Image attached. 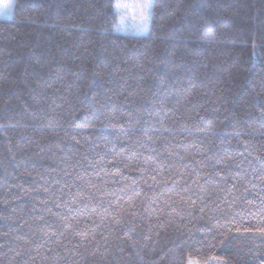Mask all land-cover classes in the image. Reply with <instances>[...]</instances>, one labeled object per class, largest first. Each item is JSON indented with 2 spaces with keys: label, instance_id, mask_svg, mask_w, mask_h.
Instances as JSON below:
<instances>
[{
  "label": "trees",
  "instance_id": "obj_1",
  "mask_svg": "<svg viewBox=\"0 0 264 264\" xmlns=\"http://www.w3.org/2000/svg\"><path fill=\"white\" fill-rule=\"evenodd\" d=\"M115 3L0 18V264H264V0Z\"/></svg>",
  "mask_w": 264,
  "mask_h": 264
},
{
  "label": "rangeland",
  "instance_id": "obj_2",
  "mask_svg": "<svg viewBox=\"0 0 264 264\" xmlns=\"http://www.w3.org/2000/svg\"><path fill=\"white\" fill-rule=\"evenodd\" d=\"M145 0H116L114 10L118 11L119 22L114 31L117 33L144 35L147 31V25H141L139 15L141 9L139 5L143 4ZM151 3V0H148ZM12 0H0V18L9 19L11 11ZM121 7L117 8V5ZM150 10V8H149ZM7 13V15H5Z\"/></svg>",
  "mask_w": 264,
  "mask_h": 264
},
{
  "label": "snow or ice",
  "instance_id": "obj_3",
  "mask_svg": "<svg viewBox=\"0 0 264 264\" xmlns=\"http://www.w3.org/2000/svg\"><path fill=\"white\" fill-rule=\"evenodd\" d=\"M117 8L121 7V5H117ZM141 12L139 15V21L141 25L146 26L149 20V8L151 7L150 3L148 0H145V2L141 5H139ZM7 15V13L5 14ZM260 231L264 232V229H260Z\"/></svg>",
  "mask_w": 264,
  "mask_h": 264
}]
</instances>
